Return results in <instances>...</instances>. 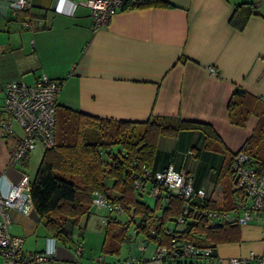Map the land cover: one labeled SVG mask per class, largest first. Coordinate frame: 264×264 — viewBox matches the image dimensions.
Here are the masks:
<instances>
[{"label":"crops","instance_id":"0c3cea01","mask_svg":"<svg viewBox=\"0 0 264 264\" xmlns=\"http://www.w3.org/2000/svg\"><path fill=\"white\" fill-rule=\"evenodd\" d=\"M13 1L0 0V120H10L3 111L2 87L14 79L32 84L45 74L60 85L61 109L115 120L144 122L157 115L170 124H207L218 139L193 128L159 135L151 166L185 170L193 188H202L210 201H223L224 169L264 108V11L258 5L242 29L230 25L229 18L243 0H166L171 7L118 8L106 25L93 30L85 0H28V7L16 11L9 6ZM236 87L250 95L243 124L233 122L227 109ZM12 127L11 137L0 132L2 193L23 174L31 180L43 153L35 148L10 166L22 135L16 122ZM162 204L154 200V214L161 213ZM10 219L9 231L24 238L25 252L53 256L46 264H110L149 256L154 249L153 241L132 229L140 255H121L122 247L119 255L102 253L104 226L87 235L89 214L66 242L50 233L34 207L26 214L10 210ZM225 233L226 240L215 246V264H227L229 257L244 258L241 264L264 258V217L229 226Z\"/></svg>","mask_w":264,"mask_h":264},{"label":"trees","instance_id":"16d2710c","mask_svg":"<svg viewBox=\"0 0 264 264\" xmlns=\"http://www.w3.org/2000/svg\"><path fill=\"white\" fill-rule=\"evenodd\" d=\"M149 6L172 5L166 0H122L119 8ZM256 13L253 1L243 0L235 5L229 23L237 29H242L248 18ZM249 96L239 87L233 89L227 103L233 122L239 124L245 122L248 116L245 102ZM189 128L200 129L206 136L218 139L214 130L201 122L179 120L176 124H170L165 118L157 115L149 116L144 122L115 120L70 108L61 109L57 105L54 144L44 148L29 185L36 213L54 237L66 242L70 239L73 228L79 225L81 217L89 214L93 205L92 193L98 191L121 207L120 212L107 210L108 213L103 218L104 231L100 246L102 253L119 255L122 245L130 241L131 235L128 231L130 222L133 223L134 230L142 231L149 240L154 242V239L161 235L159 242H167L169 237L163 234V228L182 211L183 199L176 194H170L168 202L160 206L161 213L156 215L154 206L148 205L141 197L145 192L135 186V181H144L146 190H149L156 183L154 173L160 171L154 170L151 166L156 153L157 137ZM236 152L246 154L256 169L264 168V108L259 112L252 133L242 146L232 153L230 162L224 169L228 183L222 190L223 201L213 202L205 196L204 204L207 207L224 210L233 207L231 165ZM106 177L112 179L111 184L106 183ZM112 212L117 215L124 213L125 219H118L116 215L111 214ZM232 225L235 224L221 223L208 226L204 218L196 219L189 224L188 233H184L183 236L192 238L193 233L197 232L201 237L195 242L215 247L218 242L226 240L225 232ZM152 229L153 231L155 229V236L150 231ZM126 258L130 257L117 260ZM187 261L184 264H210L203 261Z\"/></svg>","mask_w":264,"mask_h":264},{"label":"built area","instance_id":"2783aa9c","mask_svg":"<svg viewBox=\"0 0 264 264\" xmlns=\"http://www.w3.org/2000/svg\"><path fill=\"white\" fill-rule=\"evenodd\" d=\"M122 0H85L83 5L91 10L92 29L97 30L106 25L111 14L120 7ZM28 0H15L9 3L14 11L29 6ZM214 71L213 67H210ZM3 111L10 120H0V132L4 137L14 135L12 122L21 128L22 135L13 146L9 165L21 161L38 144L49 148L54 144L55 113L60 85L56 80L40 74L32 84L20 80H11L3 87ZM233 207L214 209L204 204L205 192L202 188L194 189L191 176L185 170H175L168 165L154 173L156 183L146 190L145 182L137 180L135 186L153 196L161 203H167L170 194L183 199V209L172 223L163 228L167 242H159L161 235L154 237V249L143 258H126L111 264H184L187 260L217 263L215 247L211 244H198L200 234L193 233L186 238L189 224L204 218L208 226L217 224H240L257 217H264V168L256 169L243 152H236L232 165ZM149 174V172H147ZM30 180L23 174L18 181H11L6 193L0 192V255L2 264H46L54 258L48 251L23 250L24 238L9 231L10 210L15 209L24 214L32 208L29 192ZM91 203L108 211H121L117 203H112L102 193L94 191ZM154 236L155 229L150 230ZM196 237V239H194ZM80 250V248H78ZM242 257H229L227 264H241ZM257 264H264V258H258Z\"/></svg>","mask_w":264,"mask_h":264},{"label":"rangeland","instance_id":"374dc122","mask_svg":"<svg viewBox=\"0 0 264 264\" xmlns=\"http://www.w3.org/2000/svg\"><path fill=\"white\" fill-rule=\"evenodd\" d=\"M232 1H235V0H232ZM250 1H253L255 3V5H258V8L261 11H264V0H250ZM256 9H257V6H256ZM113 149L115 151L116 147H114ZM36 150L37 151H41V153H42L44 149L42 148V146L40 144H38L37 147H36ZM41 156H42V154H41ZM41 156H40V158L37 159V161H38V162H36L37 165H38V163H39V161L41 159ZM141 197L143 198V200L148 205H150L151 207L154 206V198H153V196L145 193ZM107 213H108V211H107L106 208L92 206L90 211H89V220H90V222H88V224H86V226H85L86 215L81 219V222H80V225L82 227L85 226L84 232L87 233V235H89L91 233V231H95L96 229H99V230L102 229L103 226H104L103 223H102V218H103L102 216L107 214ZM111 214L112 215H116V217L118 219H121V220L125 219V214L124 213H122L120 215H117L115 212H112ZM132 229H133V223L130 222L128 231H129V234L132 235V237L130 238L129 242H127L126 244H124L122 246L121 255H135V254L136 255H138V254L140 255V252L135 248V241H134V237L135 236L131 233ZM186 264H189V263H186Z\"/></svg>","mask_w":264,"mask_h":264}]
</instances>
